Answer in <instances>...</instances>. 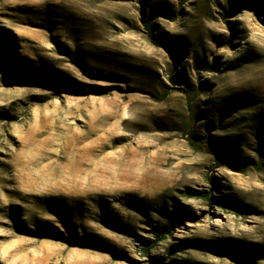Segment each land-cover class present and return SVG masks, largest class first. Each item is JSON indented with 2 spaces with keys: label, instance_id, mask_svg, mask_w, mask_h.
Here are the masks:
<instances>
[{
  "label": "rangeland",
  "instance_id": "374dc122",
  "mask_svg": "<svg viewBox=\"0 0 264 264\" xmlns=\"http://www.w3.org/2000/svg\"><path fill=\"white\" fill-rule=\"evenodd\" d=\"M0 264H264V0H0Z\"/></svg>",
  "mask_w": 264,
  "mask_h": 264
},
{
  "label": "trees",
  "instance_id": "16d2710c",
  "mask_svg": "<svg viewBox=\"0 0 264 264\" xmlns=\"http://www.w3.org/2000/svg\"><path fill=\"white\" fill-rule=\"evenodd\" d=\"M145 26L148 28L149 26V23H146ZM148 36L150 37L151 41L153 44H155L156 46H159V47H162L164 46L162 43L158 42L152 35L151 31H149L148 33ZM187 92V91H185ZM191 116L193 117L191 120H192V125L190 127H188V132L191 130L192 126L194 125V116L193 114H191ZM190 144L195 147L196 149L198 148V150L200 151H205V152H208V153H211L214 157L218 158V153L216 151V149H213V148H210L208 146H205V147H202L201 145H199L198 143H194L192 141H190ZM205 200H207L208 202L210 201H215L217 202L218 204H224V199H217V198H211L209 195L207 194H204V195H201ZM175 226V222L174 223H171L169 226L166 227V229H164L162 231L161 234H156V238L157 240L161 239L162 236H164V234H169L173 228ZM156 243L155 242H144V245H143V250L145 252H148L150 249L153 248V246L155 245Z\"/></svg>",
  "mask_w": 264,
  "mask_h": 264
},
{
  "label": "bare ground",
  "instance_id": "6f19581e",
  "mask_svg": "<svg viewBox=\"0 0 264 264\" xmlns=\"http://www.w3.org/2000/svg\"><path fill=\"white\" fill-rule=\"evenodd\" d=\"M88 173V172H87Z\"/></svg>",
  "mask_w": 264,
  "mask_h": 264
}]
</instances>
